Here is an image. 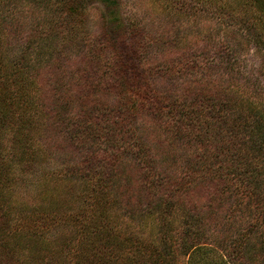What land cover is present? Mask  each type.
<instances>
[{"label": "trees", "instance_id": "1", "mask_svg": "<svg viewBox=\"0 0 264 264\" xmlns=\"http://www.w3.org/2000/svg\"><path fill=\"white\" fill-rule=\"evenodd\" d=\"M24 1L43 17L19 36L0 0V264H264V91L231 80L250 52L264 69V0H178L219 21L224 51L140 65L139 81L86 0ZM135 22L138 61L171 44Z\"/></svg>", "mask_w": 264, "mask_h": 264}, {"label": "rangeland", "instance_id": "2", "mask_svg": "<svg viewBox=\"0 0 264 264\" xmlns=\"http://www.w3.org/2000/svg\"><path fill=\"white\" fill-rule=\"evenodd\" d=\"M177 1L115 0L116 4L113 7L117 11L119 24L112 22V27L107 21L110 16L109 11L111 6H107L100 0H86L84 6L90 18V30L98 32L105 27L111 30V35H115L116 44L119 46L121 55L127 64L130 79L139 81L141 74L140 65L158 64L163 61H169L177 56L180 57V60H183L185 59L184 54H190L191 59L207 65L221 54L220 51H224V44L222 45V43L218 42L221 35L219 21L211 17L189 18L186 15V9L180 8L185 3ZM12 5L16 6L19 12L13 23L10 20V27L16 31L17 35L24 36L28 33L30 27L43 17V12L32 8L24 0H13ZM131 20L136 21L135 23L141 26L153 38L149 42L157 38L159 42L163 43L164 40H169L171 44L164 42L163 45L165 46L159 47L151 43L150 47L153 50L149 51L138 61L130 50L129 37L126 32L127 23ZM174 38L179 39L174 41ZM214 52L217 56L213 57ZM258 58L257 55L254 56L251 52L250 57L244 55V66L243 68L241 67V70L244 71L243 75L239 74L237 78L231 77L232 82L242 85L245 91H251L250 88L253 89V87L248 85L245 77L254 83H259L256 86V90H258L257 87L259 86V90L264 91V74H262L264 69H259ZM189 76L179 78L174 84L176 88L181 89L182 82L190 79ZM222 76L219 72L210 74L211 80L219 86L224 84L225 79ZM99 97L110 103L114 100V97L109 95H100ZM141 126L143 130L149 133L150 137L151 130L155 128L154 122L148 118H144ZM177 173L179 172L177 171ZM22 194L25 197L29 195L28 192H23ZM123 219L131 226L137 227L127 216H124Z\"/></svg>", "mask_w": 264, "mask_h": 264}]
</instances>
